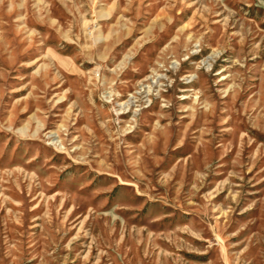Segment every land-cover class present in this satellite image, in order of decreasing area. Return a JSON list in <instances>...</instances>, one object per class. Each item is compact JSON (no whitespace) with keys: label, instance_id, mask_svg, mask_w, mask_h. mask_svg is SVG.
Returning a JSON list of instances; mask_svg holds the SVG:
<instances>
[{"label":"rangeland","instance_id":"1","mask_svg":"<svg viewBox=\"0 0 264 264\" xmlns=\"http://www.w3.org/2000/svg\"><path fill=\"white\" fill-rule=\"evenodd\" d=\"M0 264H264V0H0Z\"/></svg>","mask_w":264,"mask_h":264}]
</instances>
